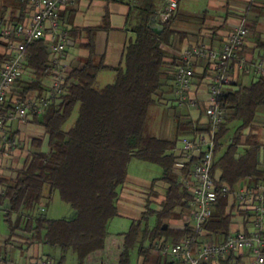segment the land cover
<instances>
[{"label": "trees", "instance_id": "trees-1", "mask_svg": "<svg viewBox=\"0 0 264 264\" xmlns=\"http://www.w3.org/2000/svg\"><path fill=\"white\" fill-rule=\"evenodd\" d=\"M28 2L24 3L28 5ZM30 9L33 10L32 3ZM21 15L19 23L28 17L22 19L23 11ZM3 16L4 11L0 18ZM171 18L164 22L159 33L151 27L143 28L137 39L126 46L117 66L105 64L103 56L95 52L91 38L87 44L90 55L84 65L65 73L63 93L52 99L44 113H34V120L45 128V138L32 139L26 160L15 176L0 174V186L4 188L0 207L6 211L10 235L21 229L30 234L31 242L61 248L63 255L58 264L64 263L69 250L77 255L78 264H91L90 257L105 248L108 225L119 216L120 188L127 182L128 166L134 158L159 165L162 168L159 180L167 182L168 187L161 208L155 211L147 204L143 215V220L156 215V224L149 227L147 222L143 227L142 220H134L122 233L124 244L118 264H131L135 250L147 254L155 249L158 239L177 242L193 235L188 223L191 195L175 170L173 149L178 139L145 134L150 108L157 97L163 96L168 81L176 77V67L181 64L168 62L169 54L162 46ZM5 45L0 38V47ZM25 53L23 75L16 83L12 103L26 100L33 91L39 97L44 96L43 80L52 72L51 49L45 38L28 45ZM9 57L10 53L0 52V64ZM105 68L116 72L115 79L97 87V76ZM219 103L226 111L215 152L214 170L219 172V182L227 184L232 191L242 181L255 186L264 183L258 137L252 131L245 132L254 127L257 111L264 105V77L235 89H224ZM76 107V120L64 129ZM232 121H238L239 125L231 134ZM182 125L178 124L177 135L183 131ZM223 148L224 152L218 155ZM57 191L76 210L74 219L49 218L40 211L43 199L52 198ZM229 204V195L220 194L210 219L204 224L207 231L204 241H220L232 231L234 221L233 213L228 211ZM179 217L184 218V227H173L169 221ZM157 255L159 264H174L158 250ZM239 261L237 253L229 252L220 263L239 264ZM150 262L145 256L143 264Z\"/></svg>", "mask_w": 264, "mask_h": 264}, {"label": "crops", "instance_id": "crops-1", "mask_svg": "<svg viewBox=\"0 0 264 264\" xmlns=\"http://www.w3.org/2000/svg\"><path fill=\"white\" fill-rule=\"evenodd\" d=\"M25 1L27 3V0H0V14L4 11V20L11 25L18 24L22 11L25 13L22 19L26 18L31 11L32 0H29L28 5L24 3ZM163 5L164 0H71L61 7L59 9L60 24L61 28L69 32V39L66 49L58 57H52V72L43 80L46 88L44 96L48 93L58 72L65 74L84 65L90 55L87 44L91 38L95 52L103 56L105 64L117 66L126 46L137 39L143 28L161 24L158 31L162 30L164 22L161 21L159 14ZM13 18L16 20H12ZM242 24L247 28L245 45L239 51V56L244 58V68L239 70L237 60L231 62V87H225V90L257 82L264 77V74L259 76L255 68V63L259 59L264 60V0H179L177 12L167 24L166 39L162 45L169 54L168 62L174 60L177 64L182 63L181 52L196 45L205 44L212 49L221 50L226 36ZM57 32L58 30L50 27L46 30L44 38L49 42L50 49L55 42L54 34ZM5 43V46L0 47V52L11 54L10 45L6 41ZM210 68L207 59H199L195 62L193 84L184 100H181L177 93L175 78L168 81L162 98L172 99L174 108L183 106L186 109V117L174 124V130H177L178 124H186L184 122H190L187 126L182 125V130L188 134L192 132L191 126L203 128L204 110L208 104V89L212 77ZM115 75L116 72L113 69L105 68L99 72L97 78L115 79ZM165 95L171 98H166ZM29 96L36 97L38 92L33 91ZM193 99L197 102L190 105V100ZM34 113L31 111L27 119L14 120L10 124L9 142L0 149V174L8 177L15 176L16 173L13 174L3 169L6 162L13 163L15 168L22 166L31 149L32 139L45 138V128L34 120ZM251 131L258 137L259 161L261 167L264 168V105L257 111L254 127L245 130L246 133ZM179 138L178 134L177 145ZM46 146L45 140L44 149ZM161 175L152 181L148 180L147 183L138 185L130 180L128 173L127 182L120 189L118 206L133 207L134 203L139 201L144 205L141 210L143 213L147 210V204L150 209L159 210L168 187L167 182L159 180ZM154 180L156 183H153ZM247 186L254 187L255 185L242 181L236 190ZM47 200L48 198L43 199L45 202ZM41 209L47 211L44 207L40 208V211H43ZM119 215H121L120 210ZM233 221L232 230L251 229L250 219H245L243 213L234 214ZM169 222L176 228L184 227L186 223L183 217L171 219ZM188 223L191 225V221ZM126 231L110 232L108 225L105 248L95 252L89 262L91 264H118L124 244L122 233ZM158 240L172 242L164 238ZM158 240L155 241V249L149 250L147 254L137 252V257L133 256L131 264H134V259H136L135 264H143L145 256L153 259L150 264H159L156 248ZM0 252L17 264H28L37 258H48L58 264L63 255L59 247L40 241L31 242L30 234L21 229L10 235L9 227L4 234H0ZM237 255L240 257L239 264H250L247 251L239 252ZM70 259L72 264H78L77 255L71 250L66 253V259L62 264H67ZM160 264L163 263L160 262Z\"/></svg>", "mask_w": 264, "mask_h": 264}, {"label": "built area", "instance_id": "built-area-1", "mask_svg": "<svg viewBox=\"0 0 264 264\" xmlns=\"http://www.w3.org/2000/svg\"><path fill=\"white\" fill-rule=\"evenodd\" d=\"M71 0H32L33 10L21 23L11 25L0 18V38L11 47L10 57L0 64V149L8 142V131L14 120L28 117L31 111L42 114L52 99L64 90L66 74L58 72L45 96L12 103L16 83L23 75L28 45L46 35L48 27L58 30L51 45V57H58L66 49L69 32L61 28L59 9ZM179 0H164L159 17L162 22L170 19L178 9ZM247 28L242 24L231 31L221 50L208 45H196L181 52L183 62L176 67L177 93L184 100L191 90L194 64L207 59L211 66V81L208 89V104L204 110L205 122L192 132L180 136L173 153L176 158L175 170L190 192V221L192 236L177 242L158 241V252L174 264H221L229 252L247 251L250 264H264V183L254 187H242L232 191L220 183L219 172L214 170L217 134L225 121L226 111L219 103L225 87H231V62L237 60L239 70L244 68V58L239 51L245 45ZM52 58V59H53ZM259 76L264 74V60L255 63ZM9 102L12 104L9 107ZM196 99L190 100L194 105ZM194 163L188 166L191 161ZM4 188L0 186V194ZM220 194L229 195L228 211L243 213L250 219L251 229L232 230L220 241H204L207 234L204 224L210 219ZM232 197V200H231ZM44 210V209H41ZM0 264H17L0 252ZM28 264H56L48 258H37Z\"/></svg>", "mask_w": 264, "mask_h": 264}, {"label": "rangeland", "instance_id": "rangeland-1", "mask_svg": "<svg viewBox=\"0 0 264 264\" xmlns=\"http://www.w3.org/2000/svg\"><path fill=\"white\" fill-rule=\"evenodd\" d=\"M109 73H114V72H109ZM113 81L114 79H108L105 77L97 78L96 86L103 87L104 85L111 83ZM31 93L33 92H30L29 94ZM37 97H39V95L36 97L28 96L26 100L28 101L32 98H37ZM162 97H159V99L157 97V102L149 110V114L145 126V134L156 136L158 138L178 139L177 130L176 129L174 130V124L186 117L185 115L186 109L183 106L181 107L178 106V108H174L172 107V101H173L172 99H163ZM165 97L171 98L169 95H165ZM77 115H78V107L74 109L72 115L64 124V129H68L73 125L74 121L77 118ZM25 119H27V117H25ZM238 125H239L238 121L231 122L230 124L231 134L234 132V130L237 128ZM185 134L188 133H186V131H182L179 136ZM224 150L225 148H223L218 155L222 154ZM10 160H12V157H10ZM13 166H14L13 163L7 161L3 169L7 171H11L14 174L16 173L18 168L22 167V166H17L15 168ZM128 173L130 176V180H132L134 183H138V185H142L144 183H147L148 180L152 181L154 178L160 176L162 173V168L157 164L134 158L129 163ZM143 206L144 205L142 204V202L139 201L134 203L133 207L118 206L121 215L114 218L113 221L112 220L110 221L109 223L110 232L128 230L129 225L134 220L136 221L142 220L143 227H146L147 222L149 224V227H153L157 221L156 215H150L148 219L143 220L144 213L141 211L143 210ZM41 207H44L47 210V211L43 210V212L49 218H54V219L60 218V219L71 220L74 219L77 215L76 210L69 203L61 199L58 191L55 192L53 194V197L48 199L46 202L42 201L40 203L39 208ZM5 219H6V211L4 208H0V234H4L7 231L8 224L5 221ZM134 252L132 255V259L133 256H135V258L137 257L136 256L137 250ZM135 260L136 259H134L133 261L134 264H135ZM151 261H153V259ZM67 264H72V260L70 259Z\"/></svg>", "mask_w": 264, "mask_h": 264}, {"label": "water", "instance_id": "water-1", "mask_svg": "<svg viewBox=\"0 0 264 264\" xmlns=\"http://www.w3.org/2000/svg\"><path fill=\"white\" fill-rule=\"evenodd\" d=\"M160 25H161V24H153V25H151V28H152L154 31H156V32L159 33L158 28H161Z\"/></svg>", "mask_w": 264, "mask_h": 264}]
</instances>
